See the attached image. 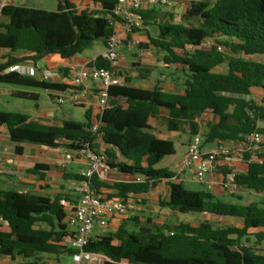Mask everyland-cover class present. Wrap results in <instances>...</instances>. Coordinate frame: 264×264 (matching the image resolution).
<instances>
[{
    "label": "trees",
    "instance_id": "trees-1",
    "mask_svg": "<svg viewBox=\"0 0 264 264\" xmlns=\"http://www.w3.org/2000/svg\"><path fill=\"white\" fill-rule=\"evenodd\" d=\"M58 1L56 11L5 6L0 13L5 19L0 23V50L25 51L38 62L49 56L48 51L70 59L95 42L106 44L112 34L106 17L112 15L117 0H80L94 6L81 11L70 0ZM161 10L142 13L143 32L148 44L164 55L165 65L181 68L186 78L184 94L164 92L158 86L152 90L129 84L110 88V107L102 116L103 153L107 169L131 180L108 185L95 177L97 192H115L109 198L128 201L175 177L157 167L164 158L175 155L174 143L154 134V122L162 111L167 113L169 131L179 132L187 125L193 136L198 134L197 120L205 113L214 115L216 122L204 135L208 143L245 144L247 135L264 136V98L257 102L253 97L254 91H264V60H257L264 59V0H191L180 23L172 14L162 20ZM95 66L111 68L101 56L95 59ZM9 67L12 64L0 65V86L46 91L67 88L34 76L5 74ZM13 96L37 100L34 94L16 92ZM90 114H85L87 123L67 121L52 127L31 122L24 114L0 111V129L6 127L16 143L53 149L64 139L67 149L74 151L95 139ZM260 157L262 160L253 161L246 156L247 172L234 178L235 188L256 198L248 204L190 191L183 183L170 184L169 200L161 203L172 212L206 213L239 220L241 225L221 227L204 221L170 226L148 218L138 229L122 225L115 233L94 238L86 250L104 254L110 260L106 264H264V255L254 247L264 244V156ZM50 169V165L36 164L31 173L44 178ZM232 197L241 200L235 194ZM64 198L69 196L59 194L50 200L0 190V257L48 264L42 256L70 255L64 245L70 234L60 204Z\"/></svg>",
    "mask_w": 264,
    "mask_h": 264
},
{
    "label": "crops",
    "instance_id": "crops-1",
    "mask_svg": "<svg viewBox=\"0 0 264 264\" xmlns=\"http://www.w3.org/2000/svg\"><path fill=\"white\" fill-rule=\"evenodd\" d=\"M0 2L5 3L6 6L13 5L28 7V0H0ZM70 3L78 11L84 10L87 7L94 8L92 3L80 0H70ZM164 11L166 13L172 12L170 9L161 10V12ZM3 21H5V19H3L0 14V23ZM139 36L142 39L145 37L143 34ZM104 46L105 44H103V49L100 51V53L93 58H82L80 56H75L70 59H62L59 55H49L40 60L46 63L45 68L43 69H38V63L29 59V54L25 51L10 53L5 50H0V65L7 66L12 64V66L32 67L36 70L34 77L37 79H41V73L45 70L57 72L59 73V76L49 82L69 88L72 76L80 69L93 62L98 56H100L104 51ZM148 46L149 48L145 50L143 47L134 48L130 45V43L127 42L122 44L121 48H125L127 50H136V56L141 59V63L137 62L136 64L134 63L132 67H129L123 61H121L122 55L119 54V59L116 63V66L119 67L124 72V74L126 73L125 76L128 79V84L132 87L147 90H152L155 86H158L164 92L184 94V84L186 80H184V83H182V78L163 80L153 75L152 66L149 63L152 59L150 57L154 56V53H156L155 61L159 63V65L166 68L172 67L176 70H181V68L175 67L173 65H165L162 61L164 55L162 53H158L153 46L149 44ZM223 70L224 69H222V71ZM2 92L12 96L16 92L33 94L14 89L7 90L0 86V93ZM56 92L57 91H49L50 96L54 101ZM253 97L257 102H259L257 99L262 100L264 98V91H254ZM95 106L96 99L94 97H90L83 106H73L66 104L62 106V108L57 109L48 108L47 110H43L38 108L33 113V115H27L24 113L20 114L29 116V120L31 122H36L43 126L61 127L63 123L67 121L77 122L75 120L74 110L76 108H83L85 114L87 111L91 112V124L92 120H95ZM215 122L216 117L210 113L203 114L197 120L198 134H201L204 138L203 150L205 152L215 150L219 144L217 141L208 143L205 141L204 137L208 131V127ZM154 126L156 128L154 134L157 138L170 140L175 146V155L164 158L157 167L160 168L159 166L162 165L164 161H167L166 166L160 169L173 172L175 177L170 181H163L156 188H151L147 194L130 198L128 200V214L115 217L110 222L109 233H115L122 225H126L129 229V227L135 223V219H137V222L141 225L144 224L148 218L157 225L167 224V222L173 216L179 215V213L172 212L168 208H165L161 205V203H166L169 200V185L172 183L184 184L185 180L188 179L195 182L192 179V171L185 169L182 165V160L188 152V148L193 140V135L191 138L189 137L191 133L189 126H183L179 132L169 131L167 113L165 111H162L159 118L155 120ZM261 126L264 127V125ZM67 145L68 143L64 139H59L57 148L53 149L25 142L16 143L11 140L8 129L6 127H2L0 129V190L15 191L23 194H34L36 196L45 197L50 200H53L59 194L68 195L70 200L77 199L79 186L82 180L81 177L87 166L84 160L74 161L69 165L64 166L65 154L70 152V150L67 149ZM178 146L183 150L179 160H177ZM228 146L232 150V154L228 158H219L214 170L208 175L207 184L202 185L203 187L206 186V188L212 190V194L220 199L225 198L226 190L231 189L229 184L225 182V177L228 174H234L235 176H238L240 174L246 173L248 170V164L245 161V157L249 156L253 161H256V156L260 153L259 148H261V145L247 146L244 143H229ZM94 147L97 150H105V146L102 143H96ZM62 149L66 151L62 152ZM36 164H47L51 166L50 171L44 178L37 177L31 173V170ZM60 172H63L64 174L63 179L58 178V174ZM130 180L131 179L129 177H123L118 172L112 169H107L105 171V178L101 182L108 185H113L115 182H128ZM241 190L242 189H238V191ZM232 191H235V189H232L231 192ZM238 191H235V193ZM98 193L106 197L115 194L114 191L105 189H101ZM148 209H151L152 212L157 213L158 217H145L143 214ZM179 224L180 223L177 225ZM99 234L100 231L97 233L94 232V237L97 238ZM0 264H28V262L22 259L12 260L9 257H0ZM48 264L59 263H55L54 260H50Z\"/></svg>",
    "mask_w": 264,
    "mask_h": 264
},
{
    "label": "built area",
    "instance_id": "built-area-1",
    "mask_svg": "<svg viewBox=\"0 0 264 264\" xmlns=\"http://www.w3.org/2000/svg\"><path fill=\"white\" fill-rule=\"evenodd\" d=\"M178 0H117V5L112 13L106 18L112 28L111 37L104 46V51L100 55L103 60L111 65V68H97L95 60L78 72L70 81V87L55 93V102L59 106L70 104L73 106H83L90 97L96 99L94 119L91 122L90 132L94 141L87 142L79 149L65 154L64 166L78 160H84L86 170L82 174V180L78 190V198L75 200L62 199L60 204L66 212V224L70 234L64 239V245L71 250L69 255L72 258L71 264H106L109 262L104 254L92 253L86 250L94 237V231L99 228L98 237L109 234L110 222L118 216L128 214V201L121 198H109L98 193L94 187V179L100 181L105 178L107 170V160L103 151L93 148L96 143L103 144V134L101 133L102 116L105 110L110 107V88L127 86V77L124 72L116 66L119 59V49L125 42L130 43L134 48H141L147 44V40L139 35H144L143 12L153 8H169ZM5 3L0 2V13L5 7ZM16 72L22 76H34L36 70L32 67L12 66L4 73ZM59 76V73L45 70L41 73V79L51 81ZM204 138L201 134L193 136V140L188 148V152L182 160L185 169L192 171V179L200 184H207L206 176L212 173L218 163L219 158H228L231 149L226 143H219L215 150L205 152L203 150ZM247 146L264 144V136L260 134H250L246 136ZM235 175L228 174L225 182L231 189ZM210 187V185H209ZM97 237V238H98Z\"/></svg>",
    "mask_w": 264,
    "mask_h": 264
},
{
    "label": "rangeland",
    "instance_id": "rangeland-1",
    "mask_svg": "<svg viewBox=\"0 0 264 264\" xmlns=\"http://www.w3.org/2000/svg\"><path fill=\"white\" fill-rule=\"evenodd\" d=\"M191 0H178L173 6L169 7V8H163V9H170L172 10L171 13H166L161 12V19H169L168 14H172L174 16V21L176 23H180L182 22V15L185 11V9L188 7V5L190 4ZM57 5H58V1L57 0H28V7L31 8H38V9H45V10H49V11H55L57 9ZM147 40V39H145ZM149 46L148 44L143 45V49H148ZM103 49V43L102 42H95L92 46L91 49L87 50L86 52H84L81 55H78L82 58H93L95 56H97L100 51ZM119 54L122 55L121 57V61H123L125 64H127L129 67H132V65L135 63H141V59H139L137 55V51L136 50H127L125 48H120L119 49ZM158 52V51H157ZM160 53V52H158ZM154 56H151L150 58V65L152 66V72L153 75L155 77L161 78L163 80H167V79H178V78H182L184 83V80H186V78L184 77V74L181 70H176L175 68H166L164 66L159 65V63H157L156 60V53H154ZM257 60L262 61L264 59L258 58ZM37 67L38 69H43L45 68L46 63L43 61H38L37 62ZM126 74V73H125ZM3 88L5 89H14V90H18V91H23V92H29V93H33L35 95H37V100H33V99H21L6 93H0V111L3 112H9V113H24L27 115H33V113L36 111V109L40 108L43 110H47L48 108H62L61 106H59L54 100H52L49 91L43 90V89H37V88H29V87H21V86H12V85H2ZM257 93V92H256ZM257 99V98H256ZM258 101H261V99H257ZM75 120L77 122H81V123H87V120L85 118V112L83 111V108H76L75 110ZM92 122H95V120H92ZM192 132L190 133L189 137H192ZM62 152H65L66 150L62 149ZM177 151H178V156H177V160L180 159L181 154L183 153V150L178 146L177 147ZM260 153L257 154L256 159L257 160H262V158L260 156H264V144L261 145V148H259ZM231 154H232V150H231ZM230 154V155H231ZM167 161L164 163H162V165H160V168H164L166 166ZM58 178L59 179H63L64 178V174L63 172H60L58 174ZM205 179H208V176L205 177ZM185 187L190 190V191H195V192H199V191H206L209 193H212V190H210L209 188L203 187L202 185L191 181L190 179L185 180L184 183ZM232 189L226 190V194H225V198H223V201L226 202H241V203H245L248 204L251 201L255 200L256 198L254 196L249 195L247 192L245 191H238V189H235V191H238L237 193H235V191H232ZM232 194H235L237 196L241 197V200H237L234 199L232 197ZM145 217H158L157 213H154L151 211V209H148L144 214ZM204 221H209L214 225L217 226H221V227H233L234 225H241V221L239 220H234L231 218H226V217H218V216H214V215H210V214H206V213H189V214H180L178 216H173L168 222L167 224L170 226H175L178 223H189L192 225H198ZM135 223L132 224L131 227H129L130 230H134V229H138L142 226L145 225L144 224H140L137 221H134ZM99 231L98 228L95 229V233H97ZM257 253L258 254H262L264 255V244L261 246L255 245L254 246ZM42 259L45 263H49L50 260H54V262H58L59 264H71L72 263V258L69 255H63V256H50V255H45L42 256Z\"/></svg>",
    "mask_w": 264,
    "mask_h": 264
},
{
    "label": "water",
    "instance_id": "water-1",
    "mask_svg": "<svg viewBox=\"0 0 264 264\" xmlns=\"http://www.w3.org/2000/svg\"><path fill=\"white\" fill-rule=\"evenodd\" d=\"M52 54V52L51 51H48L47 52V55H51ZM250 97H247V99H249Z\"/></svg>",
    "mask_w": 264,
    "mask_h": 264
}]
</instances>
